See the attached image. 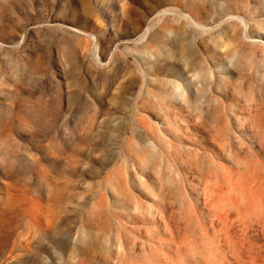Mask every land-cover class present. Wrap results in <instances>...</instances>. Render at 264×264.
<instances>
[{
  "label": "rangeland",
  "instance_id": "1",
  "mask_svg": "<svg viewBox=\"0 0 264 264\" xmlns=\"http://www.w3.org/2000/svg\"><path fill=\"white\" fill-rule=\"evenodd\" d=\"M0 264H264V0H0Z\"/></svg>",
  "mask_w": 264,
  "mask_h": 264
}]
</instances>
